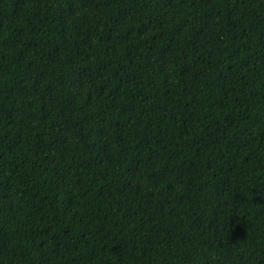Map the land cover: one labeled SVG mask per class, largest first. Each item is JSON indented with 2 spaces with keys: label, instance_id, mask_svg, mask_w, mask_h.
<instances>
[{
  "label": "trees",
  "instance_id": "obj_1",
  "mask_svg": "<svg viewBox=\"0 0 264 264\" xmlns=\"http://www.w3.org/2000/svg\"><path fill=\"white\" fill-rule=\"evenodd\" d=\"M0 264H264V0H0Z\"/></svg>",
  "mask_w": 264,
  "mask_h": 264
}]
</instances>
